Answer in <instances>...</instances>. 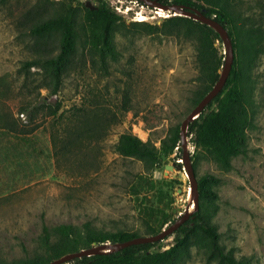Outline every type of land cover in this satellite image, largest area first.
I'll return each instance as SVG.
<instances>
[{
	"label": "rangeland",
	"instance_id": "1",
	"mask_svg": "<svg viewBox=\"0 0 264 264\" xmlns=\"http://www.w3.org/2000/svg\"><path fill=\"white\" fill-rule=\"evenodd\" d=\"M76 1L96 8L105 4L126 23L159 26L173 16L135 0ZM35 2L0 3V115L8 122L0 126V248L6 257H20L21 244L30 251L43 226H80L91 221L106 230L141 231L138 210L143 203L155 206L160 195H169L172 210H179L175 214L171 210L167 225L187 207L192 211L180 146L149 173L141 162L118 155L115 144L121 134L130 132L159 147L170 129L180 127L194 108L197 90L194 39H176L161 31L150 36L119 34L114 40L118 60L110 64L107 76L86 65L70 72L55 96H47L46 90L35 89L38 70H30L29 88H24L19 73L22 62L36 57L23 19ZM263 3L243 0V13L252 19L256 31L251 47L255 108L253 127L246 132V154L232 159L228 171L204 157L193 168L195 178L209 174L219 179L213 189L218 208L212 223L220 243L251 264H264ZM215 46L224 56L223 42L219 39ZM56 104L60 109L52 116ZM21 109L28 112L20 114ZM91 112L97 118L89 119ZM190 138L188 132L192 156ZM166 165L174 169L167 171ZM138 176L150 179L152 187L141 189L136 201L130 186ZM172 238L149 251L168 249ZM183 264L214 263L193 247Z\"/></svg>",
	"mask_w": 264,
	"mask_h": 264
},
{
	"label": "trees",
	"instance_id": "2",
	"mask_svg": "<svg viewBox=\"0 0 264 264\" xmlns=\"http://www.w3.org/2000/svg\"><path fill=\"white\" fill-rule=\"evenodd\" d=\"M7 0H0L4 3ZM139 3V0H135ZM204 11L207 16L223 25L231 38L233 62L223 90L188 126L190 142L194 149L191 156L193 168L204 157L220 169H231V160L244 156L247 149L246 132L253 127L255 108L254 54L252 50L255 28L252 19L243 13V0H158ZM259 1V0H257ZM264 2V0H261ZM264 8V3H263ZM264 17V10H263ZM23 19L26 34L30 38L36 57L22 62L19 73L23 76L24 88L31 77L30 70H38L36 90H46L47 96H55L70 72L88 65L93 72L107 76L109 66L118 60L115 37L122 35H153L158 31L176 39L193 38L196 50L197 90L193 106L211 90L217 82L223 66V55L215 46L219 36L205 25L188 18L172 16L156 26L145 21L126 23L102 4L90 11L76 0H36L26 9ZM43 101L44 98H42ZM214 106V109L211 107ZM59 104L52 106L54 116ZM37 110V109H36ZM28 110L21 109L20 114ZM97 118L94 112L87 115ZM8 124L0 115V126ZM10 129V127H9ZM180 127L170 129L156 147L150 141H142L130 132L121 134L115 151L123 158L141 162L149 173L161 158L168 157L179 149ZM180 168V167H178ZM198 208L173 235V245L160 252H150L154 244L137 245L117 253L100 254L76 259L68 264H183L190 257L191 248L203 253L207 262L214 264H251L245 257H236L234 250H227L212 218L217 212L218 195L213 190L219 179L203 174L196 178ZM152 181L138 176L131 184L130 192L136 201ZM171 197L160 195L158 203L142 204L138 210L141 231L126 229L106 230L85 221L80 226L58 224L42 227L34 247L29 251L21 244V256L7 258L0 248V264H46L68 253L109 242L129 241L136 237L154 236L170 223ZM156 244V243H155Z\"/></svg>",
	"mask_w": 264,
	"mask_h": 264
},
{
	"label": "water",
	"instance_id": "3",
	"mask_svg": "<svg viewBox=\"0 0 264 264\" xmlns=\"http://www.w3.org/2000/svg\"><path fill=\"white\" fill-rule=\"evenodd\" d=\"M141 6L146 8H155L158 10L166 11L174 16L183 17L191 19L195 22H199L202 25L210 28L213 32H215L219 39L223 42L225 48V55L223 59V66L220 71L217 82L211 88V90L198 102V104L191 110V112L185 117V119L180 124V133H179V143L182 152L181 156V164L182 170L185 172L189 187L191 189V207L192 211H189V207L185 209L182 215L176 217L173 223L165 226L161 231L154 236H142L136 237L129 241L110 244L102 243L99 245H93L90 248L83 249L77 252L68 253L59 259L53 260L46 264H68L76 259H81L84 257H92L100 254H108V253H117L123 249H127L132 246L137 245H146V244H155L161 242L169 237L173 236L175 232L190 218L191 214L195 212L198 208V192H197V182L194 175V170L192 167L191 155L188 151V126L191 122H193L203 111L206 110L207 106L214 100V98L223 90L226 79L229 75V72L232 67L233 62V51L231 45V38L228 35L227 29L218 23L214 16L205 15L204 11L197 10L194 8H188L185 6L175 5V4H164L159 2L158 0H139ZM84 6L90 11L96 10V7L92 6L89 2L85 3ZM174 166H165V170H172ZM179 210H172V213H176Z\"/></svg>",
	"mask_w": 264,
	"mask_h": 264
},
{
	"label": "bare ground",
	"instance_id": "4",
	"mask_svg": "<svg viewBox=\"0 0 264 264\" xmlns=\"http://www.w3.org/2000/svg\"><path fill=\"white\" fill-rule=\"evenodd\" d=\"M160 14H162V13H160ZM165 14V13H164ZM167 15V14H166ZM174 16V15H173ZM140 20V19H139Z\"/></svg>",
	"mask_w": 264,
	"mask_h": 264
}]
</instances>
